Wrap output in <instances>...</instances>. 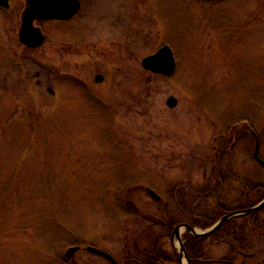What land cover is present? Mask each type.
<instances>
[{"label": "rangeland", "instance_id": "rangeland-1", "mask_svg": "<svg viewBox=\"0 0 264 264\" xmlns=\"http://www.w3.org/2000/svg\"><path fill=\"white\" fill-rule=\"evenodd\" d=\"M25 4L0 8V264H68L74 245L145 259L160 222L216 218L264 184V0H82L70 22H36L35 49L18 38ZM165 44L176 72L145 70ZM234 224L249 235L236 264H264V237ZM206 250L223 258L227 236Z\"/></svg>", "mask_w": 264, "mask_h": 264}, {"label": "water", "instance_id": "water-1", "mask_svg": "<svg viewBox=\"0 0 264 264\" xmlns=\"http://www.w3.org/2000/svg\"><path fill=\"white\" fill-rule=\"evenodd\" d=\"M81 5V0H27L25 9L21 15V24L18 32L20 42L29 48L40 47L44 44L46 36L41 27L35 24L36 21L69 20L80 11ZM0 7L8 9L10 7V0H0ZM141 64L145 70L165 76H172L175 73L177 66L174 53L171 47L167 44L159 48L156 53L145 57ZM95 79L97 82H102L104 76L98 74ZM168 105L170 107L176 106L177 100L174 97H170ZM254 157L259 163L264 165V161L258 155V147L254 153ZM146 189L153 199L161 200V197L153 189ZM128 205H130V202H128ZM263 206L264 200L255 207L227 214L206 230L197 229L189 224L180 225V227L175 229L174 233L179 239L182 254L185 256L186 260L190 262L182 240L180 228L187 229L188 232L194 236H208L218 230L227 220L245 213L257 211ZM85 249L88 252L97 254L111 262L116 261L111 254L94 246H87ZM78 250H80V246L70 247L65 253L66 258H72L73 254Z\"/></svg>", "mask_w": 264, "mask_h": 264}, {"label": "trees", "instance_id": "trees-1", "mask_svg": "<svg viewBox=\"0 0 264 264\" xmlns=\"http://www.w3.org/2000/svg\"><path fill=\"white\" fill-rule=\"evenodd\" d=\"M217 171H218V169H216V171L213 172V174L216 176V182H217V185H215L216 190L219 188L222 189V187L224 185V176H219L217 174L218 173ZM183 190H185V192H186L187 187L183 188ZM206 194L208 195L209 193L206 192L204 195H206ZM219 194H217L216 197H218ZM263 198H264V185L256 184L254 187H251L249 189L248 204L245 207H252V206L256 205L257 203H259ZM115 199H119V198H117L115 196ZM241 206H239V207H241ZM220 207H221L220 214L216 218L208 219V218L198 217L196 219H192L190 221H187V223H189L190 225H192L194 227H200L203 229L208 228V227L212 226L215 222H217L220 218H222L226 214L230 213V209L226 208L222 204H220ZM177 209L179 212H181L180 204H178ZM262 212H263V210L255 212L253 214L243 215L239 218L230 219V220L224 222L222 224V226L215 233H213L212 235L206 236V237H201V236L195 237L189 233H185L184 234V240H185L184 244H185L188 256L191 259V264H235V256L246 254V252H245V248H244L245 242L238 239V234L234 230V228H236V225L234 224V222L241 221V220L243 222H245L246 219H248V218L253 221L256 218V221H257L256 224L258 225V227H261V224L259 225V222L261 221L260 214ZM166 218H168V217H166ZM118 220H119V218H118ZM167 221H168V224H167V226H165V228H167L168 231H171L173 229V227L176 224H178L179 222H181L182 220H180V221L176 220V217L172 216V217L168 218ZM252 221H250V222H252ZM263 227H264V225H263ZM220 234H222V237L224 235L227 236L228 241H229V251H228V254L226 256L217 260L220 262L214 263V262H211L213 260V258L211 256H209L207 250H205V244H206V241L208 239H213L215 236H218ZM152 250L154 251L153 258L158 259V260L163 258V255H161V253L164 254V250L162 247V242H160V240L154 242ZM222 260L230 261V263L229 262L222 263L221 262Z\"/></svg>", "mask_w": 264, "mask_h": 264}, {"label": "flooded vegetation", "instance_id": "flooded-vegetation-1", "mask_svg": "<svg viewBox=\"0 0 264 264\" xmlns=\"http://www.w3.org/2000/svg\"><path fill=\"white\" fill-rule=\"evenodd\" d=\"M81 10H82V8H81ZM76 16H74V17H76ZM73 18H71L69 20H66V21L65 20H58V21L70 22V21H72ZM245 125L247 126V128H250L247 120L245 121ZM232 129H234V128L232 127ZM235 129L237 130V128H235ZM239 130H241L242 132H244L243 129H239ZM253 134H254V136H255V138L257 140V145L255 147V151H256V148L258 147L259 154H260V141H259V137L257 136L256 133H253ZM232 145H230V147H232ZM230 149H232V148H230ZM224 152L226 153V150L223 151V153ZM253 157H254V153H253ZM215 171H216V168H213V172H215ZM215 185H217L216 179L214 180V186ZM262 185H264V184H262ZM247 204H248V193L246 192L245 193V197H244V203L242 204L241 207H239L236 210H247V209L251 208V207H245V206H247ZM261 210H263V212L260 214L261 221L259 222V225L261 224V227H258V225L256 224L257 223L256 218L253 221L248 218L245 221V228L247 227V232H250L251 231L253 233L260 234L262 237H264V227H263V225H264V206L260 210H258V211H261ZM258 211H255V212H258ZM255 212L246 213L245 215L253 214ZM249 220L252 221L253 223L255 221L256 222L253 224ZM167 224H168V221L167 220H164V221L160 222V226L162 228V233L159 234L158 237H156L155 240L152 242L150 248L148 249V251L145 254V256H146L145 259L140 258V256L134 255V251L135 250H131V249L128 250L125 259H123V260L116 259L115 262H111L108 259H105V258H103V257H101V256H99L97 254L89 253L88 251H86L84 249V247H81L80 251L81 250L82 251H86L87 253H89L91 255L99 256V257H101L103 259V262L106 263V264H169V263L170 264H182V262H180V249H179V252H173L172 253L173 255H171V253H168L165 250V248L163 247V244H162V247H163V250H164V254L161 253V255H163V258H161L160 260L153 258L154 251L152 250V247H153L154 242L155 241H158V240H160V242H163V239L164 238H169L172 235H174L175 227L178 226V224H180V223L176 224L171 231H168L167 228H165V226H167ZM234 230L236 232V228H234ZM248 237H249V235L248 236H245L244 235V237L242 239L243 242H245V241H248L249 242ZM208 240H213V239H208ZM245 243H247V242H245ZM135 248H136V250L139 248L138 244L135 245ZM205 250H206V244H205ZM73 256H74V254H73ZM73 256H72V258L70 260H67V263L68 264H86L84 262L82 263V262L73 260ZM217 260H219V259H214L213 258V260L211 262H214V263L220 262V261H217ZM221 262L222 263H225V262H229L230 263V261H227V260H222ZM190 264H191V262H190Z\"/></svg>", "mask_w": 264, "mask_h": 264}, {"label": "bare ground", "instance_id": "bare-ground-1", "mask_svg": "<svg viewBox=\"0 0 264 264\" xmlns=\"http://www.w3.org/2000/svg\"><path fill=\"white\" fill-rule=\"evenodd\" d=\"M182 230V229H181Z\"/></svg>", "mask_w": 264, "mask_h": 264}]
</instances>
